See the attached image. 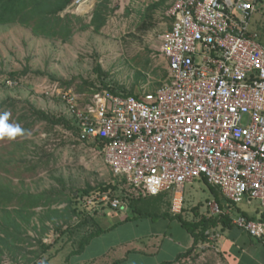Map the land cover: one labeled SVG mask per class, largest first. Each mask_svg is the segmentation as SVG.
<instances>
[{
    "label": "built area",
    "instance_id": "1",
    "mask_svg": "<svg viewBox=\"0 0 264 264\" xmlns=\"http://www.w3.org/2000/svg\"><path fill=\"white\" fill-rule=\"evenodd\" d=\"M254 11L246 0H172L160 37L168 72L161 87L138 98L107 90L51 97L117 181L150 196L171 191L173 215L181 213L184 187L202 179L229 204L255 201L264 212V45L248 29ZM85 198L87 208H124L107 194ZM206 207L209 216L224 213L214 199ZM225 214L264 237V221ZM205 235L200 246L213 248L215 233Z\"/></svg>",
    "mask_w": 264,
    "mask_h": 264
},
{
    "label": "rangeland",
    "instance_id": "2",
    "mask_svg": "<svg viewBox=\"0 0 264 264\" xmlns=\"http://www.w3.org/2000/svg\"><path fill=\"white\" fill-rule=\"evenodd\" d=\"M100 1L105 0H84L81 4L71 5L60 13V17L75 15L84 23H89L94 6ZM106 1L109 13L101 30H78L79 25L75 22L71 26L74 29L73 36L65 43L35 36L30 29L19 25L0 26V102L7 98L17 102L14 113L7 110L2 118L0 111V121L9 129L5 132L0 128V184L16 194L44 191L72 194L74 199L71 207L76 210L77 218H72L69 225L73 227L83 216H92L95 223L85 224L71 236L55 230L48 222L43 225L48 231L43 233L38 217H34L23 236L42 239V243L49 246L48 252L32 263L28 260L34 259L32 254L36 252V247L24 249V257L1 251L0 264H64L69 253L78 248L80 238L96 230L97 226L105 232L94 238L82 254L71 258L67 264H111L121 259L127 250L141 247L140 240L134 239L152 231H165L168 223L167 237L171 239L166 241L168 246L171 248L178 241L176 220L135 218L127 223H118L124 216L133 219L132 212L124 208L122 211L107 208L98 214L90 211L96 207L87 208L82 203L86 198L77 192L87 187L109 184L119 188L116 192L111 191V194L121 195L130 193L127 185L114 178L103 156L93 146L80 142L65 127H51L44 122H36L26 130L28 127L25 125L29 120L19 121L23 114H29V106L56 118L69 119L66 107L51 97L52 92L70 90L75 94H88L113 90L122 94L132 91L141 95L165 83L166 61L159 47L160 37L168 25L165 12L172 0ZM11 72L19 73L17 84L12 88L5 87L9 86L6 80ZM141 74L145 76V81ZM10 116H14L12 120ZM109 192L107 195L112 198ZM182 195L184 201L180 214L187 221L195 218L191 210L193 205L201 204L200 211L206 214L207 201L213 198L202 180L186 185ZM166 198L162 201L164 206L161 209L167 210L169 203L165 202L169 198ZM65 206L61 204L58 209L62 210ZM256 206L258 203L253 201L251 206L243 202L236 208L249 212ZM158 207L151 205L150 210L159 213L156 210ZM42 212V209H36L35 214L38 216ZM59 225L61 231L68 228V224ZM33 227L36 229L33 230ZM168 246V252L165 250V253L170 252ZM112 247H116V250L111 251ZM103 253L108 254L98 258ZM133 261L134 257L129 256L118 264H135ZM162 261L159 255L147 264ZM175 264H223V258L215 248L198 246L188 257Z\"/></svg>",
    "mask_w": 264,
    "mask_h": 264
},
{
    "label": "trees",
    "instance_id": "3",
    "mask_svg": "<svg viewBox=\"0 0 264 264\" xmlns=\"http://www.w3.org/2000/svg\"><path fill=\"white\" fill-rule=\"evenodd\" d=\"M74 1L75 0H0V26L19 25L30 29V31L35 36L52 40H61L64 43L69 41V39L73 36L74 29L71 26H73L75 22L77 25H79L78 30L93 28L95 32H99L105 25L109 13L107 8V1H100L95 4L89 23H84V21L80 17H77L75 15H66L65 18L60 17V13H62L67 7L71 6ZM18 74L19 73L17 72H11L9 74V78L6 80V83L8 81V85L9 83H11V85L5 86L4 83V86L12 88L14 85H16ZM140 76L145 81V76L142 74ZM165 77L167 80V70L165 73ZM110 93L114 95L134 96L136 98L142 95L134 94L132 91L131 93L122 94L111 90ZM16 103L17 102L12 98H7L0 102V111L2 112V118H4L3 115L7 110H10L12 113L16 111ZM28 112V115L23 114L19 118L20 122L29 120V122L25 125V127H28L26 130H29L30 127H32L36 122H44L51 127H65L67 130L75 134L76 139L79 140V129L71 116L69 119H65L64 117L56 118L55 116L53 117L45 113L44 111L36 110L33 106H29ZM13 117L14 116H10V120H12ZM202 181L209 189L211 196L213 197L212 199L217 202L221 211H223L224 213L218 216H209L207 213L200 215V207L202 206L201 204H197L194 208L191 209L195 216L192 221L183 219L181 214L174 215V217L171 218L172 220L178 221L181 227L192 237V251L196 250V248L200 244H204L207 241V237L205 235L206 231L214 230L217 227H221L222 229H231L232 227H235L232 224V216L229 214H225V211L227 208H229V210H233L236 206L229 204L221 194L220 190L209 185L205 179H202ZM127 189L130 191V193L127 192L121 194L123 192L121 190V195L111 194V191L116 192L119 190V188L116 185L108 184L99 185L95 188L87 187L86 189L81 190L77 193H81V196L83 197H89L92 195L101 196L107 194L110 191L109 194L112 196V198L120 200L123 204V207L126 205L134 215V218H151L152 221L162 217L168 218L167 213L160 214L157 212L155 213L154 210H150L151 203L149 198L151 199L152 196L144 194L145 196L142 197L141 195L143 193L140 190H133L130 187H127ZM135 193L139 195L136 196ZM73 196L74 195L72 194L65 195L64 192L57 191H44L36 194H16L9 190V188L4 187L0 184V212H2V214H0V255L4 251H7L13 256L16 255L24 257V249L36 247V252H33L32 254L34 256V259L28 260V262L35 263L48 252L49 246L43 244L41 241L42 239L39 238V240H34L25 235L23 236V233L26 232L27 227H29L30 225V221H32L34 217H38L37 220L41 223L42 226L48 222L54 226L55 230L61 233H68L71 236H73L74 232L80 229L85 224L89 222L95 224L92 216H83L82 219L78 221V223H75L73 227L69 225V221L72 220V218H77L76 210L71 207L74 199ZM146 196L148 197L145 198ZM76 198L77 197H75V199ZM152 200V202H155L157 198ZM61 204H65L66 206L64 209L59 210L58 206H60ZM13 205H15V207L10 210L9 208ZM53 207L57 208L53 209ZM36 209H42V214L37 216L35 214ZM105 209L106 208L103 207H96L94 210L91 209L90 211L98 214ZM236 212L237 214L243 215L247 220H255L245 213H241L237 209ZM131 220L133 219L129 217H126L124 219L125 222ZM258 220L264 221V216L259 218ZM60 223L61 225L68 224V228L65 231H61V226L59 225ZM22 225H24V229ZM35 229L36 228L33 227V230ZM41 230L43 233H45L46 231H48V228L43 226ZM104 232L105 231H103L102 228L97 226L96 230L90 231L87 235H83L79 240L78 248L72 250L69 253L64 264H67L71 258L82 254L86 247L90 244V242ZM191 253L186 252L185 254L178 256L175 261L164 264H175L180 259L188 257V255H190Z\"/></svg>",
    "mask_w": 264,
    "mask_h": 264
},
{
    "label": "crops",
    "instance_id": "4",
    "mask_svg": "<svg viewBox=\"0 0 264 264\" xmlns=\"http://www.w3.org/2000/svg\"><path fill=\"white\" fill-rule=\"evenodd\" d=\"M248 2H251L255 6V11L252 14V17L250 19L249 24V32L252 34H256L258 36V40L264 45V0H246ZM172 2V1H171ZM171 4V3H170ZM169 4V5H170ZM169 7V6H168ZM167 19V18H166ZM167 28H169V20ZM165 29V30H166ZM160 48V47H159ZM200 180H197L195 182H198ZM136 196L139 194L135 193ZM142 197L145 196L144 194L141 195ZM140 197V196H139ZM146 196L145 198H147ZM168 201L165 202L168 204L167 210L165 208H160L164 206L162 204L163 199H167ZM155 202H152V199H156ZM173 193L171 191L160 193L156 196H152L150 200V207L151 205H154L156 208V205L159 206L156 210H159L160 214L167 213V217H162L160 219L170 221L171 218L174 217V215L171 213V203H172ZM196 206V205H195ZM194 205L191 207H195ZM251 206V205H249ZM107 209V208H106ZM105 209V210H106ZM236 207H234L232 211V215L235 216L237 214ZM104 210V211H105ZM112 210V209H110ZM119 210V209H116ZM124 210L129 211L127 206H124ZM103 211V212H104ZM122 211V210H119ZM241 213H245L249 217L254 218L255 220H258L259 218L264 216V212L258 207H252V210L247 212L244 210H239ZM200 215H203L204 213L199 212ZM127 216H124L123 218L118 220V223L125 222L124 219ZM129 217V216H128ZM133 215V220H134ZM148 219V218H145ZM131 220V221H133ZM141 220H144L141 219ZM174 221V220H172ZM129 222V221H128ZM127 223V222H125ZM170 224L168 223L169 228ZM167 229L162 232H156L152 231L145 236L140 237L139 239L134 240H140L139 245L141 247H134L132 250H127L124 254V256L112 262L111 264H118L122 261L126 260L127 257L133 256L135 264H147V262L154 257H157L159 255L162 256V262L158 264H164L173 262L177 259L178 256L185 254L186 252L192 251V243L193 239L192 237L181 227L180 223L177 221V225L175 224V230L177 233L176 238L178 239L177 243H173V247L170 248L168 246L169 243L166 241L171 240L170 237H167ZM166 232V233H165ZM213 233H215L216 237L215 240L211 242V245L215 250L218 252V254L223 258V264H264V237L263 238H254L248 235L243 230L239 229L238 227H232L231 229H222L221 227H217L216 229L212 230ZM99 237V236H98ZM161 237V238H160ZM160 239V242H159ZM132 241V240H131ZM201 245V244H200ZM199 245V246H200ZM167 246L170 249L169 253H165L167 250ZM116 250V247L111 249ZM166 250V251H165ZM108 253H103L102 255H99L101 258L105 256Z\"/></svg>",
    "mask_w": 264,
    "mask_h": 264
},
{
    "label": "clouds",
    "instance_id": "5",
    "mask_svg": "<svg viewBox=\"0 0 264 264\" xmlns=\"http://www.w3.org/2000/svg\"><path fill=\"white\" fill-rule=\"evenodd\" d=\"M0 128H3L5 132L9 131V129L4 125L3 121H0Z\"/></svg>",
    "mask_w": 264,
    "mask_h": 264
}]
</instances>
